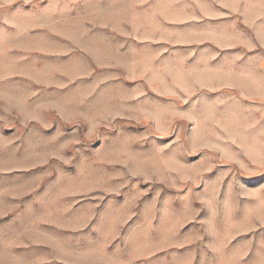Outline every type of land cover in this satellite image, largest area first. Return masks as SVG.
Instances as JSON below:
<instances>
[{
    "label": "rangeland",
    "instance_id": "rangeland-1",
    "mask_svg": "<svg viewBox=\"0 0 264 264\" xmlns=\"http://www.w3.org/2000/svg\"><path fill=\"white\" fill-rule=\"evenodd\" d=\"M0 264H264V0H0Z\"/></svg>",
    "mask_w": 264,
    "mask_h": 264
}]
</instances>
